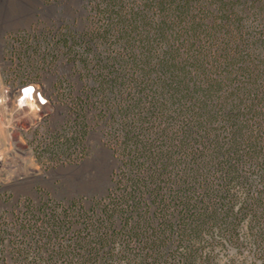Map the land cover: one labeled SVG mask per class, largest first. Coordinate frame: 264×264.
<instances>
[{"label": "trees", "instance_id": "trees-1", "mask_svg": "<svg viewBox=\"0 0 264 264\" xmlns=\"http://www.w3.org/2000/svg\"><path fill=\"white\" fill-rule=\"evenodd\" d=\"M82 11L54 36L72 114L59 149L99 129L116 168L104 196L0 210V264H264V0Z\"/></svg>", "mask_w": 264, "mask_h": 264}, {"label": "built area", "instance_id": "built-area-1", "mask_svg": "<svg viewBox=\"0 0 264 264\" xmlns=\"http://www.w3.org/2000/svg\"><path fill=\"white\" fill-rule=\"evenodd\" d=\"M43 16L41 14L36 17L30 28L14 30L5 35L0 59V76H3L5 83L11 87L10 96L12 97L16 95L17 90L24 83L36 82L43 86L49 104L42 107L39 119L34 117L40 123V126L37 125L38 123H32L26 129L22 121L27 110L23 113H15L13 109L15 125L9 130L11 132V143L13 151H15L14 146L16 143L12 141L13 133L15 131L22 132L18 137V141L20 143L22 141L26 145V151L37 162V167L32 169L33 175L42 182H48L54 189H63L64 181L56 173L67 168H79L90 161L92 159L91 153L95 150L93 136L101 137V133L98 129L85 141L76 142L69 151L59 149L66 138L65 135L61 136L60 134L68 132L72 127V114L70 113L69 103L64 98L67 84L63 80V77L69 74V66L54 48V36L57 33L59 20L62 19L61 15L49 19ZM60 81H63L61 86L59 85ZM9 107L12 108L11 101ZM30 129H34L35 132L28 134L27 132ZM66 135L69 137L70 134L66 133ZM10 169H13L12 165L4 166L3 164L0 168V180L3 181L0 182V190L10 189L13 185H24L29 181L27 176L19 175L16 176L17 179L15 180L10 178L12 182L9 183V180L4 179V174ZM2 195V199L6 202L5 205L12 206L11 211L19 212L24 208L25 202L19 204L15 198ZM42 196L46 198V193L37 194L33 199L35 204H39ZM70 198L67 197L65 203ZM6 218L8 225L11 227H19L22 223L32 224L31 219L19 214L13 215L10 213ZM7 264L13 263L9 261Z\"/></svg>", "mask_w": 264, "mask_h": 264}, {"label": "rangeland", "instance_id": "rangeland-1", "mask_svg": "<svg viewBox=\"0 0 264 264\" xmlns=\"http://www.w3.org/2000/svg\"><path fill=\"white\" fill-rule=\"evenodd\" d=\"M84 1L0 0V59L5 35L14 30L30 28L34 24L35 18L41 14L48 19L60 17V15L63 20L73 18L74 22L78 23L79 28L84 27L82 11ZM54 2L58 3L55 4ZM32 123L37 124L38 122L26 111L22 124L27 129L29 124ZM13 125H15L14 122ZM34 132V129H30L27 133L33 134ZM21 133L18 131L13 133L12 141L16 143L14 146L16 150H12L9 158L0 162V168L3 164L4 166H13V169L5 172L7 180H10L13 176L25 175L29 178V181L24 185H13L10 189L0 190V210L2 212H11L10 208L12 207L5 205L6 202L2 199V194H4V197L15 198L19 204H23L27 199H35L37 194L41 192L56 196V198L74 197L79 194L97 196L106 194L111 173L116 168V164L108 151L100 144V136H93L95 150L92 159L79 168H67L58 171L56 175L64 181V188L54 189L48 182H42L33 175L32 169L37 167V162L26 151V145L22 141L21 143L18 141ZM18 203L17 205H19Z\"/></svg>", "mask_w": 264, "mask_h": 264}, {"label": "clouds", "instance_id": "clouds-1", "mask_svg": "<svg viewBox=\"0 0 264 264\" xmlns=\"http://www.w3.org/2000/svg\"><path fill=\"white\" fill-rule=\"evenodd\" d=\"M12 89L5 83L4 77L0 76V162L9 158L13 150L11 143V132L13 127L14 114L23 113L25 110L33 117L39 119V113L42 107L49 104L43 90V86L36 82L24 83L18 90L14 97L10 96ZM12 104V108L9 104ZM4 179H7L4 174ZM17 179L13 176L12 180ZM12 180L8 182L11 183ZM0 182H3L0 180Z\"/></svg>", "mask_w": 264, "mask_h": 264}, {"label": "water", "instance_id": "water-1", "mask_svg": "<svg viewBox=\"0 0 264 264\" xmlns=\"http://www.w3.org/2000/svg\"><path fill=\"white\" fill-rule=\"evenodd\" d=\"M101 145L104 147V145H103V143L101 142ZM104 149L105 150H107L108 151V153H109V155H111L112 156V152L111 151H109L107 148H105L104 147ZM115 164H117V160H115Z\"/></svg>", "mask_w": 264, "mask_h": 264}]
</instances>
